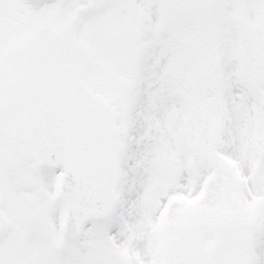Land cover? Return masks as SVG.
Wrapping results in <instances>:
<instances>
[{
	"label": "snow or ice",
	"instance_id": "obj_1",
	"mask_svg": "<svg viewBox=\"0 0 264 264\" xmlns=\"http://www.w3.org/2000/svg\"><path fill=\"white\" fill-rule=\"evenodd\" d=\"M0 264H264V0H0Z\"/></svg>",
	"mask_w": 264,
	"mask_h": 264
}]
</instances>
